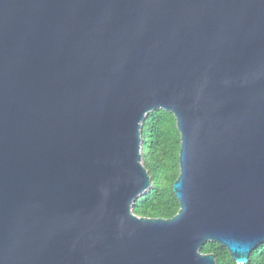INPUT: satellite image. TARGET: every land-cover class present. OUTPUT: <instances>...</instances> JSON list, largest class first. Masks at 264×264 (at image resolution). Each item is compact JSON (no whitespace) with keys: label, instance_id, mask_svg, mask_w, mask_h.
Returning <instances> with one entry per match:
<instances>
[{"label":"water","instance_id":"water-1","mask_svg":"<svg viewBox=\"0 0 264 264\" xmlns=\"http://www.w3.org/2000/svg\"><path fill=\"white\" fill-rule=\"evenodd\" d=\"M181 134L171 218L143 122ZM246 264L264 243V0H0V264Z\"/></svg>","mask_w":264,"mask_h":264},{"label":"trees","instance_id":"trees-1","mask_svg":"<svg viewBox=\"0 0 264 264\" xmlns=\"http://www.w3.org/2000/svg\"><path fill=\"white\" fill-rule=\"evenodd\" d=\"M142 137L144 165L150 173L152 185L136 199L133 212L140 217L171 218L180 209V202L173 191V184L180 174L181 148L175 115L164 109L152 111L143 122ZM201 251L213 253L218 264H239L228 248L217 242L208 241ZM246 264H264V243L252 251Z\"/></svg>","mask_w":264,"mask_h":264}]
</instances>
